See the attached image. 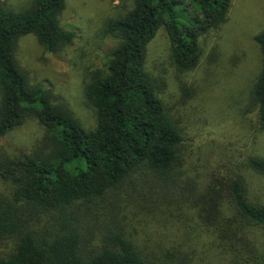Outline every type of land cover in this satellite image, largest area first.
Wrapping results in <instances>:
<instances>
[{
    "label": "trees",
    "instance_id": "16d2710c",
    "mask_svg": "<svg viewBox=\"0 0 264 264\" xmlns=\"http://www.w3.org/2000/svg\"><path fill=\"white\" fill-rule=\"evenodd\" d=\"M232 4L135 0L110 19L120 42L86 85L90 130L16 58L23 35L50 52L73 41L60 23L66 0L22 10L0 0V140L29 120L37 127L16 152L0 150V264H264V153L232 149L204 162L187 150L201 122L190 106L200 86L187 76ZM161 29L177 81L149 69ZM255 39L263 63L250 90L252 141L264 133V30Z\"/></svg>",
    "mask_w": 264,
    "mask_h": 264
},
{
    "label": "rangeland",
    "instance_id": "374dc122",
    "mask_svg": "<svg viewBox=\"0 0 264 264\" xmlns=\"http://www.w3.org/2000/svg\"><path fill=\"white\" fill-rule=\"evenodd\" d=\"M14 10L30 7L34 0H3ZM135 0H66L61 26L76 33L73 41L50 52L31 33L17 41L16 58L33 83L53 91L56 101L67 107L88 129L96 128L95 108L86 96V85L96 69H107L110 54L120 36L108 28L110 19L123 16ZM264 30V0H233L225 24L203 40L200 67L188 74L199 90L192 111L201 119L192 126L193 146L188 153L208 160L232 149L241 153H264V133L252 141L257 130V113L250 108V90L261 70L263 54L255 37ZM170 43L161 29L150 44L149 69L167 81H177L168 62ZM207 81H212L210 84ZM174 85L170 89L174 90ZM170 91V90H169ZM209 121H207V120ZM195 121V120H194ZM209 124L204 127L203 122ZM29 120L0 140V150L13 153L26 136L36 130Z\"/></svg>",
    "mask_w": 264,
    "mask_h": 264
}]
</instances>
